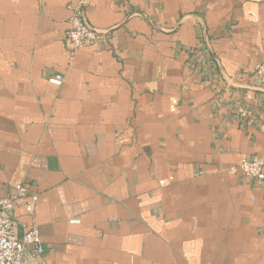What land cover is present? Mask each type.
<instances>
[{
  "label": "crops",
  "instance_id": "obj_1",
  "mask_svg": "<svg viewBox=\"0 0 264 264\" xmlns=\"http://www.w3.org/2000/svg\"><path fill=\"white\" fill-rule=\"evenodd\" d=\"M74 9L102 34L72 55ZM200 43L219 81L188 67ZM263 59L264 0H0V196L38 195L18 235L47 264H264L240 169L264 159Z\"/></svg>",
  "mask_w": 264,
  "mask_h": 264
},
{
  "label": "built area",
  "instance_id": "obj_2",
  "mask_svg": "<svg viewBox=\"0 0 264 264\" xmlns=\"http://www.w3.org/2000/svg\"><path fill=\"white\" fill-rule=\"evenodd\" d=\"M69 22L68 35L72 55L80 47L93 43L101 37V31L88 24L79 9L73 10ZM191 52L188 67L196 69L203 81H219L221 75L210 55L204 49L203 43L198 44ZM251 76L260 86L264 87V59L256 65ZM49 81L61 85L64 76L57 74L50 77ZM235 114L243 127L258 123L257 116L244 105L239 104ZM260 124L264 130V123ZM240 169L245 176L256 183H264L263 158L257 156L246 159L241 163ZM37 201V193L24 183H16L14 191L5 196H0V264H47L42 259L44 245L37 225L33 223L24 231L22 236H19L13 216V210L18 205L33 214ZM71 221L78 222L79 220L72 219Z\"/></svg>",
  "mask_w": 264,
  "mask_h": 264
}]
</instances>
